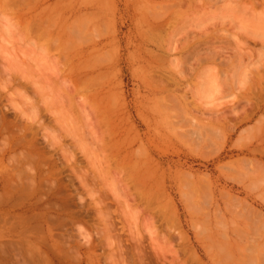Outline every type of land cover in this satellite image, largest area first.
<instances>
[{
  "label": "rangeland",
  "instance_id": "rangeland-1",
  "mask_svg": "<svg viewBox=\"0 0 264 264\" xmlns=\"http://www.w3.org/2000/svg\"><path fill=\"white\" fill-rule=\"evenodd\" d=\"M174 1L0 0V264H264V0Z\"/></svg>",
  "mask_w": 264,
  "mask_h": 264
},
{
  "label": "bare ground",
  "instance_id": "bare-ground-1",
  "mask_svg": "<svg viewBox=\"0 0 264 264\" xmlns=\"http://www.w3.org/2000/svg\"><path fill=\"white\" fill-rule=\"evenodd\" d=\"M7 1H8V0H7ZM11 1H12V0H11ZM24 1H26V0H24ZM191 1H192V0H191ZM207 1H208V0H207ZM235 1H237V0H235ZM244 1H245V0H243L242 2L244 3ZM254 1H255V3H256L257 0H254ZM258 1H259V0H258ZM174 2H175V3H174L175 5H176V3H177L178 5L181 6V4L184 3V0H183L181 3L178 2V1H174ZM189 2H190V0H189ZM194 2H195V0H194ZM198 2H199L198 4H200L201 0L198 1ZM208 2H209V1H208ZM230 2H231V1H230ZM5 3H6V1H5ZM15 3L18 4V3H19V0H15ZM192 3H193V2H192ZM243 3H241V4H242V5H241V6H242L241 9H242V8H243V9H244V8H247L249 4H248L247 2H245L246 4L244 5ZM257 3H258V2H257ZM257 3H256V4H257ZM29 4H30V3H29ZM162 4H163V3H162ZM187 4H188L189 6H188ZM187 4H185V3L183 4V5H186L185 7L182 6V7H184L183 9L186 10L187 7H189L188 9L191 10L190 4H189L188 2H187ZM195 4H197V3L195 2ZM201 4H202V2H201ZM234 4H235V3H234ZM247 4H248V5H247ZM251 4H252V3H251V1H250V6H251ZM256 4H255V6H256ZM259 4H260V3H259ZM259 4H258V6H260ZM4 5H7V4H4ZM8 5H9V4H8ZM25 5H26V4H25ZM25 5L22 4V6L27 7V6H25ZM165 5H166L168 8H169V5L172 6L171 8H173V7L175 8V6H174L172 3L169 4V5L164 4V6H165ZM178 5H177V6H178ZM193 5H194V4H193ZM193 5H192V6H193ZM226 5H227V4H226ZM226 5H225V6H226ZM11 6H12V4H11ZM14 6H15V5H14ZM22 6H19V5H18L17 8H16V10L19 12V11L21 10L20 7H22ZM159 6H160V5H158V7H159ZM161 6H163V5H161ZM161 6H160V7H161ZM166 6H165V8H164V7H163V8H162V7H161V8H160V7L158 8V7H156V6L153 8V9L158 8L159 10L156 9L157 11H160V10L164 9V13H165L164 16H163L162 12H160V13L157 12L159 15H158L157 13L154 15V12L152 11V15H151L152 18L155 19L156 16L158 17L157 19H155V20H153V21L156 22V21H159V19L163 20V17L166 18V11H167V13H169L168 11H170V10H171V11L174 10V8H173V9H170V8H169V10H167ZM177 6H176V7H177ZM180 6H179V7H180ZM232 6H233V5H232ZM179 7H178V8H179ZM198 7H199V6H198ZM193 8L195 9V5L193 6ZM196 8H197V7H196ZM235 8L237 9V7H235ZM255 8H256V7H255ZM258 8H259V7H258ZM258 8H257V9H258ZM262 8H263V9H262V12L260 11L261 8H259V9L257 10L258 13H259V12L262 13V16H261V13H259V17H260V19H262L261 17L264 18V14H263V13H264V7L262 6ZM175 10H176V9H175ZM175 10H174V11H175ZM202 10H203V9H202ZM244 10L247 11V9H244ZM17 11H16V14H17L16 16H18V19L23 20L22 22H26L27 27H28L29 29H31L32 33H34L33 35L37 36L36 34L39 33V34L41 35V36L39 35L40 39L42 38V35H43V37H47V36H48V37H51V36H52L53 33L50 34V33H51L50 28H48V29H49L48 31H50V33L47 31V28L44 29V30L42 29V26H43V25H46V24H47V21H46V23H44V24L42 25L41 21L39 20L40 18L37 17V18H38V19H37L36 16H34V15H31V14L28 15L27 13H25V14H26V15H25L24 13H18ZM162 11H163V10H162ZM171 11H170V12H171ZM230 11H231V10H230ZM149 12H150V11H149ZM177 12H178V11H177ZM186 12H188V11H186ZM224 12H226V11L224 10ZM242 12H243V11H242ZM150 13H151V12H150ZM180 13H181V12H180ZM182 13L184 14V12H182ZM226 13H227V12H226ZM245 13H246V12H245ZM251 13H253V11H251ZM183 14H182V15H183ZM186 14H187V13H186ZM184 15H185V14H184ZM151 16H150V14H149V17H150V18H151ZM154 16H155V17H154ZM162 16H163V17H162ZM234 16H235V15H234ZM14 17H15V15H14ZM53 17H54V16H53ZM160 17H161V18H160ZM184 17H185V16H184ZM152 18H151V20H152ZM182 18H183V17H182ZM250 18H251V17H250ZM258 19H259V18H258ZM161 20H160V21H161ZM51 23H52V22H51ZM51 23H50V24H51ZM165 23H166V22H165ZM173 23H174V22H173ZM177 23H178V22H177ZM248 23H250V22H248ZM248 23H247V24H248ZM10 24H11V23H10ZM243 24H244V23H243ZM250 24H251V23H250ZM259 24H260V23H256V26H259ZM22 25H23V24H22ZM238 25H239V24H238ZM241 25H242V24H240V27H241ZM248 25H249V24H248ZM260 25H261V24H260ZM39 26H40V27H39ZM52 26H53V25H52ZM87 26H88V25H87ZM155 26H156V25H155ZM178 26H179V25H178ZM246 26H247V25H246ZM46 27H49V26H46ZM50 27H51V26H50ZM54 27H55V26H54ZM174 27H175V26H174ZM174 27H173V25H172V29H173ZM247 27H248V26H247ZM247 27H246V28H247ZM249 27H250V25H249ZM259 27H260V26H259ZM25 28H26V27H25ZM44 28H45V27H44ZM157 28H158V27H157ZM242 28L244 29V25H243ZM250 28H251V27H250ZM16 29H17V28H16ZM52 29H54V28L52 27ZM253 29H254V28H253ZM255 29H256V28H255ZM255 29H254V30H255ZM260 29H261V28H260ZM25 30H26V29H25ZM203 30H204V29H203ZM254 30H252V31H254ZM256 30H258V28H257ZM31 31H30V33H31ZM93 31H94V30H93ZM201 31H202V30H201ZM25 32H26V31H25ZM154 32H155V31H154ZM256 32H257V31H256ZM259 32H260V31H259ZM262 32H263V31H262ZM257 33H258V32H257ZM20 34H21V33H20ZM75 34H76V33H75ZM206 34H207V33H206ZM217 35H218V34H217ZM222 35H223V34H222ZM29 36H30V35H29ZM231 36H232V35H231ZM248 36H249V35H248ZM12 37H13V36H12ZM22 37H23V36H22ZM30 37H31V36H30ZM48 37H47V38H48ZM156 37H157V36H156ZM14 38H15V37H14ZM34 38H35V37H34ZM85 38H86V37H85ZM197 38H198V37H197ZM1 39H2V38H1ZM37 39H38V38H37ZM42 39H43V38H42ZM44 39H45V38H44ZM44 39H43V40H44ZM55 39H56V38H55ZM249 39H250V38H249ZM34 40H35V39H34ZM45 40H46V39H45ZM45 40H44V42H45ZM56 40H57V39H56ZM83 40H84V39H83ZM152 40H154V39H152ZM39 41H40V40H39ZM47 41H49V40H47ZM57 41H58V40H57ZM57 41H56V42H57ZM159 41H160V40H159ZM16 42H17V41H16ZM52 42H54V40H52ZM65 42H66V41H65ZM80 42H81V41H80ZM12 43H14V42H12ZM48 43H49V42H48ZM57 43H59V42H57ZM188 43H190V42H188ZM241 43H242V42H241ZM241 43H240V45H241ZM244 43H245V42H243L242 45H243ZM33 44H34V43H33ZM40 44H41V43H40ZM42 44H43V43H42ZM6 45H7V44H6ZM50 45H51V43H50ZM53 45H54V44H53ZM53 45H52V48H53V47L55 48V46H53ZM55 45H57V44L55 43ZM74 45H75V44H74ZM82 45H83V44H82ZM184 45H185V44H184ZM184 45H183L182 47H184ZM224 45H225V44H224ZM237 45L239 46V43H238ZM242 45H241V46H242ZM44 46H46V45H44ZM44 46H42V48H43ZM227 46H228V45H227ZM238 46H237V47H238ZM241 46H240V47H241ZM6 47H7V46H6ZM215 47H216V46H215ZM218 47H219V45H218ZM218 47H217V48H218ZM228 47H229L228 49H231V48H230L231 46H228ZM235 47H236V45H235ZM240 47H239V48H240ZM242 47H246V45L244 44ZM242 47H241V49H242ZM40 48H41V47H40ZM44 48H45V47H44ZM44 48H43V49H44ZM57 48L59 49L60 47H57ZM62 48H63V47H62ZM65 48H66V46H65ZM65 48H64V49H65ZM69 48H70V47H69ZM175 48H176V47H175ZM186 48H187V47H186ZM248 48H249V47H248ZM253 48H254V47H253ZM0 49H1V48H0ZM58 49H57V51H58ZM73 49H74V48H73ZM80 49H81V48H80ZM163 49H164V47H163ZM200 49H201V48H200ZM208 49H209V48H208ZM212 49H213V48H212ZM214 49H215V48H214ZM222 49H224V48H221V47H220L219 50L223 51ZM226 49H227V48H225V51L228 52L229 50H228V49L226 50ZM246 49H247V48H246ZM62 50H63V49H62ZM65 50H66V49H65ZM156 50H157V49H156ZM161 50H162V49H161ZM166 50H167V49H166ZM168 50H169V49H168ZM176 50H177V49H176ZM206 50H207V49H206ZM232 50H233V49H232ZM238 50H239V52H240V51H242L243 49H242V50L238 49ZM6 51H7V48H6ZM12 51H13V49H12ZM30 51H31V50H30ZM69 51L72 52L70 49H69ZM69 51H68V52H69ZM73 51H74V50H73ZM198 51H199V50H198ZM198 51H197V52H198ZM204 51H205V50H204ZM211 51H213V50H211ZM211 51H210V52H211ZM215 51H218V50H215ZM225 51H224V52H225ZM234 51H235V49H234ZM0 52L2 53V50H1ZM9 52H11V51H9ZM9 52H7V54H6V53H4V54L9 55V54H10ZM55 52H56V51H55ZM80 52H81V51H80ZM163 52H164V51H163ZM168 52H169V51H168ZM197 52H196V53H197ZM229 52L231 53V50H230ZM229 52H228V53H229ZM236 52L238 53L237 50H236ZM244 52H245V51H243L242 55H241V54H238V55H240V57H239V56H236V58H238V59L241 58V57L243 56V54L245 55L244 57H246V55L249 54V51H246V52H248V53L245 52L246 54H245ZM250 52H251V51H250ZM8 53H9V54H8ZM46 53H47V52H46ZM65 53H67V51H66ZM164 53H165V52H164ZM228 53H227L226 56H229ZM232 53H233V51H232ZM237 53H235V54L233 53V54L236 55ZM251 53H252V52H251ZM4 54L2 53L3 56H5ZM17 54H18V53H17ZM21 54H22V53H21ZM21 54H20V55H21ZM77 54H78V53H77ZM77 54H76V55H77ZM197 54H198V53H197ZM197 54H196V55H197ZM210 54H211V53H209V56H210ZM212 54H213V53H212ZM214 54H215V52H214ZM218 54H219V53H217V55H218ZM222 54H223V53H222ZM233 54H231L229 57H231ZM15 55H16V54H15ZM15 55H14V56H15ZM199 55H200V53H199ZM224 55H225V54H224ZM224 55H223V56L221 55V57H223V59H224V58L226 59V60H225V59H224V60H225V64H227V63H228L227 61H229V60L231 61V59H230L229 57H227V58L224 57ZM249 55H251V54H249ZM9 56H10V55H9ZM9 56H8V57H9ZM12 56H13V55H12ZM14 56H13L12 58H14ZM247 56H248V55H247ZM10 57H11V56H10ZM71 57H72V56H71ZM79 57H80V59H81V62H80V63H82L83 65H84L85 63H87V62H85V60H84V62L82 61L81 55H80ZM79 57H78V59H79ZM205 57H206V56H205ZM232 57H233V56H232ZM232 57H231V58H232ZM248 57H249V56H248ZM248 57H247V58H248ZM252 57H253V55H252ZM257 57H260V56H257ZM5 58H6V57H5ZM12 58H10V59H12ZM15 58H16V57H15ZM22 58H23V57H22ZM22 58H20L21 61H22ZM51 58H52V57H51ZM69 58H70V57H69ZM72 58H74V57H72ZM72 58H71V60H70V59H69V60L72 61ZM75 58H77V57H75ZM109 58H110V57H109ZM196 58H197V57H196ZM219 58H220V57H219ZM219 58H218V59H219ZM228 58H229V59H228ZM242 58H243V57H242ZM249 58L251 59V57H249ZM53 59H55V58H53ZM65 59H66V58H65ZM160 59H161V58H160ZM223 59H222V61H223ZM238 59H237V62H236V60L232 62V65H230V68H231L233 65H234V67H235L236 64H237L236 67L239 66ZM5 60H7L8 63H9V61H10L9 59H5ZM23 60H24V59H23ZM55 60H56V59H55ZM67 60H68V58H67ZM73 60H74V59H73ZM76 60H77V59H76ZM207 60H208V57H207ZM219 60H221V58H220ZM243 60H244V59H242L241 62H240V66L242 65L243 68H242V67L240 68V66H239V68L237 67V70H238V71L241 69L240 72H238V73H240V74H241L242 69L246 70V69H245L246 66H244V65L246 64V63H244L246 60H245L244 62H243ZM257 60H258V58H257ZM11 61H13V60H11ZM14 61L16 62V61H17V58H16V60L14 59ZM18 61H19V60H18ZM18 61H17V62H18ZM21 61H19V63H20ZM62 61H64V58L62 59ZM70 61L67 62V64L70 63ZM211 61L213 62L214 60H211ZM211 61H210V62H211ZM217 61H218V60H217ZM217 61H216V62H217ZM230 61H229V63H230ZM239 61H240V60H239ZM249 61H250V60H249ZM249 61H248V64H249ZM252 61H255V60L252 59L251 62H252ZM260 61H261V60H260ZM27 62H28V61H27ZM51 62H52V61H51ZM88 62H89V61H88ZM234 62H235V63H234ZM251 62H250V63H251ZM262 62H264V61L262 60ZM10 63H11V62H10ZM63 63H65V62H63ZM241 63H243V64H241ZM253 63H254V62H253ZM253 63H251V65L249 64V66L252 67V64H253ZM255 63H256V61H255ZM255 63H254V64H255ZM15 64H16V63H15ZM15 64H12V66L15 65ZM28 64H29V63H28ZM225 64H224V61H223V62H222L223 67H224ZM9 65H10V64H9ZM9 65H8V67H9ZM20 65H21V64H20ZM71 65H72V64H71ZM78 65H79V64H78ZM78 65H76V66L74 65V66H75V69H78V70H74L75 72H76V71H79L80 69L82 70L83 65H82V66H81V64L79 65L81 68H79ZM219 65H221V64L219 63ZM222 65H221V66H222ZM227 65H228V64H227ZM257 65H258V64H257ZM18 66H19V64H18ZM18 66H17V64H16L15 67H18ZM21 66H22V65H21ZM23 66H24V65H23ZM60 66H61V65H60ZM64 66H65V65H63V67H64ZM77 66H78V68H77ZM84 66H86V65H84ZM65 67H66V66H65ZM236 67H235V68H236ZM259 67H260V66H259ZM12 68H13V67H12ZM19 68H20V67H19ZM21 68H22V67H21ZM28 68H29V67H28ZM30 68H31V66H30ZM51 68H52V67H51ZM73 68H74V67H73ZM73 68H72V66H71L70 69H72V70L69 69V70H68V73L71 74L70 71L73 72ZM84 68H85L84 70H86V67H84ZM228 68H229V66H228ZM255 68H256V67H255ZM260 68H261V67H260ZM15 69H16V68H15ZM22 69H23V68H22ZM54 69H55V68H54ZM214 69H215V67H214ZM256 69H257V68H256ZM20 70H21V69H19V71H20ZM33 70H34V69H33ZM39 70H40V69H39ZM84 70H82V72H85ZM87 70H88V69H87ZM208 70H209V69H208ZM210 70H211V69H210ZM231 70H232V68H231ZM244 70H243V71H244ZM251 70H252V68H251ZM3 71H4V70H3ZM16 71H17V70H16ZM22 71H23V70H22ZM27 71H28V70H27ZM213 71H214V70H212V72H213ZM215 71H216V70H215ZM220 71L223 72V69H221ZM8 72L10 73V71H8ZM14 72H15V71H14ZM20 72H21V71H20ZM75 72H73V75H74ZM80 72H81V71H80ZM80 72H79V73H80ZM86 72H87V71H86ZM177 72H178V71H177ZM229 72H230V71H229ZM233 72H234V71H233ZM235 72H236V69H235ZM263 72H264V71H263ZM22 73L24 74L25 72L23 71ZM41 73H42V72H41ZM58 73H59V72H58ZM68 73H67V74H68ZM79 73H78L79 76H78V79H77V80H80V79L83 78L82 75H83L84 73H82V75H81V73H80V74H79ZM227 73H228V70H227ZM242 73H243V72H242ZM258 73H259V72H258ZM67 74H66L65 76H69V74H68V75H67ZM162 74H163V73H162ZM181 74H182V73H181ZM230 74H231V73H230ZM250 74H251V73H247V72H245V75H246V76H248V75H250ZM263 74H264V73H263ZM2 75H3V74H2ZM2 75H0V76H2ZM12 75H13V76L11 77V76H9V74H8V77H11L9 83H7V80H6V79L8 78L7 76H5V77H7V78H3V79H2V81H3L4 79H5V81H3V82L0 81V82H1V83L6 82L7 84H9L8 87H11V83H12V84L17 83V85H19V86L24 84V83L21 82V81H22V79L25 78L26 76L24 77V75L21 74L23 78L21 79V81H20L21 83L19 82V83H20V84H19V83H18V80L21 78V76H19L20 73H19V74H18V73H16V74L13 73ZM16 75H17V78H16ZM52 75H53V74H52ZM80 75H81V78H79ZM85 75H87V74H85ZM85 75H84V76H85ZM237 75H238V74H237ZM241 75H242V74H241ZM241 75H240V76H241ZM14 76H15V77H14ZM18 76H19V79H18ZM55 76H56V74H55ZM70 76H72V75H70ZM207 76H208V75H207ZM212 76H214L213 73H212ZM225 76H226V75H225ZM240 76H239V77H240ZM255 76H257V78L260 79V78H259V77H260L259 75L256 74ZM262 76H263V75H262ZM85 77H86V76H85ZM85 77H84V81H83V80L80 81L81 83H84V82H85V80H86ZM180 77H181V76H180ZM208 77H209V76H208ZM210 77H211V76H210ZM226 77H227V76H226ZM233 77H234V76H233ZM233 77H232V78L227 77V81L229 80L228 78H230V79H235V78H233ZM237 77H238V76H237ZM243 77H244V74H243V76H242L241 79H243ZM249 77L251 78V75H250ZM253 77H254V76H253ZM1 78H2V77H1ZM1 78H0V79H1ZM38 78H39V77H38ZM177 78H178V77H177ZM177 78H176V77H170V82L172 83V85L179 86V83L182 82V81L180 80V78H178V79H177ZM181 78L183 79V76H182ZM185 78H186V77H184V79H185ZM213 78H214V77H213ZM217 78H218V77H217ZM220 78H221V77H220ZM8 79H9V78H8ZM17 79H18V80H17ZM26 79H27V78H26ZM26 79L24 80V82L26 81ZM28 79H29V77H28ZM40 79H41V78H40ZM40 79H39V80H40ZM44 79H45V78H44ZM71 79H72V78H71ZM224 79H226V78H224ZM239 79H240V78H239ZM239 79L236 78V80H239ZM241 79H240V80H241ZM245 79H246V78H245ZM263 79H264V77H263ZM209 80H210V79H209ZM220 80H221V79H220ZM220 80H219V81H220ZM222 80H223V78H222ZM248 80H249V78H248ZM41 81H42V80H41ZM41 81H39V82L41 83ZM43 81H44V80H43ZM82 81H83V82H82ZM97 81H98V80H97ZM219 81H216V82L218 83ZM227 81H226V82H227ZM241 81H242V80H241ZM244 81H245V80H244ZM252 81H253V80H252ZM27 82H29V81L27 80ZM69 82H70V81H69ZM76 82H78V81H76ZM80 82H78V83H80ZM210 82H211V83H215L214 79H213V82H212L211 80H210ZM226 82L224 83V81H223L224 85L226 84ZM231 82H233V80H232ZM1 83H0V84H1ZM6 83H5L4 85H6ZM22 83H23V84H22ZM35 83H36V84H39V83H37V80H36ZM42 83H43V82H42ZM85 83H86V82H85ZM217 83H216V84H217ZM221 83H222V82H221ZM221 83H218V85L221 84ZM238 83H239V82H238ZM261 83L263 84V80H262V82L260 81V85L262 86ZM253 84H256V85H257V82L254 83V81H253V82H252V85H253ZM83 85H84V84H83ZM222 85H223V84H222ZM224 85H223V86H224ZM19 86H18V87H19ZM65 86H66V85H65ZM74 86H76V84H75ZM213 86H214V84H213ZM12 87H13V86H12ZM12 87H11V88H12ZM18 87H17V88H18ZM23 87H25V85H23ZM61 87H62V86H61ZM67 87H68V86H67ZM81 87H82V86H81ZM97 87H98V86H97ZM99 87H100V86H99ZM221 87H222V86H221ZM258 87H259V85H258ZM15 88H16V87H15ZM19 88H20V87H19ZM33 88H34V87H33ZM65 88H66V87H65ZM227 88H228V87H227ZM66 89H67V88H66ZM69 89H70V88H69ZM78 89H80V88H78ZM165 89H166V88H165ZM214 89H216V88H214ZM214 89H213V91H214ZM224 89L226 90L225 87H224ZM251 89H252V88H251ZM15 90H16V89H15ZM49 90H50V89H49ZM222 90H223V89H222ZM253 90H254V89H253ZM17 91H18V90H17ZM45 91H47V90H45ZM82 91H83V90H82ZM165 91H166V90H165ZM167 91H168V89H167ZM260 91H261V90H260ZM19 92H21L20 89H19ZM23 92H24V90H23ZM41 92H42V91H41ZM47 92H48V91H47ZM78 92H79V91H78ZM247 92H248V91H247ZM213 93H214V92H213ZM253 93H254V92H253ZM38 94H39V93H38ZM46 94H47V93H46ZM251 94H252V93H251ZM255 94H256V93H255ZM258 94H259V93H258ZM262 94H263V93H262ZM21 95H22V94H21ZM48 95H50V94H48ZM197 95H198V94H197ZM22 96H24V95H22ZM65 96H66V95H65ZM54 97H55V96H54ZM66 97H67V96H66ZM246 97H247V96H246ZM164 98H165V97H164ZM242 98H243V97H242ZM10 99H11V98H10ZM26 99H27V98H26ZM61 99H62V98H61ZM184 99H185V98H184ZM83 100H84V99H83ZM26 101H27V100H26ZM27 102H29V100H28ZM58 103H59V102H58ZM29 104H31V103H29ZM254 104H255V103H254ZM248 105H249V104H248ZM255 105H256V104H255ZM178 106H179V105H178ZM256 107H257V106H256ZM235 108H236V105H233V106L229 109L230 113L233 112V111H235V110H236ZM16 109H17V108H16ZM24 109H25V108H24ZM31 109H32V108H31ZM173 109H174V108H173ZM252 109H253V108H252ZM244 110H245V109H244ZM19 111H20V110H19ZM165 111H166V110H165ZM176 112H177V111H176ZM238 113H239V112H238ZM243 113H244V112H243ZM223 114H224V112H219V111H217V112H213L212 115H214L215 117L218 118V117H221ZM176 115H177V114H176ZM250 115H251V114H250ZM224 116H225V115H223V117H224ZM241 116H242V114H241ZM34 117H35V116H34ZM182 117H183V116H182ZM259 117H260V116H259ZM261 117H262V116H261ZM205 120H206V119H205ZM2 122H4V121H2ZM231 126H232V125H231ZM260 126H262V125H260ZM202 128H203V127H202ZM231 128H232V127H231ZM21 129H22V128H21ZM23 129H27V128H25V126H24ZM199 130H200V129H199ZM0 131H1V130H0ZM24 131H25V130H24ZM212 131H213V130H212ZM255 131H256V130H255ZM257 131H258V130H257ZM260 132H261V130H260ZM21 134H22V133H21ZM34 137H35V136H34ZM34 137H33V138H34ZM25 139H26V138H25ZM51 139H52V138H51ZM249 139H250V138H249ZM191 140H192V139H191ZM207 140H208V139H207ZM252 140H253V139H252ZM54 141H55V140H54ZM48 142H49V141H48ZM247 143H248V142H247ZM22 144H23V143H22ZM24 144H25V143H24ZM245 144H246V143H245ZM246 145H247V144H246ZM20 146H21V145H20ZM144 154H145V153H144ZM27 157H28V156H27ZM67 159H68V158H67ZM26 160H27V159H26ZM143 164H144V163H143ZM26 175H27V174H26ZM33 175H34V174H33ZM81 175H82V174H81ZM29 176H30V175H29ZM15 178H16V177H15ZM19 178H20V177H19ZM83 183H84V182H83ZM84 186H85V185H84ZM222 198H223V197H222ZM229 200H230V199H229Z\"/></svg>",
  "mask_w": 264,
  "mask_h": 264
}]
</instances>
